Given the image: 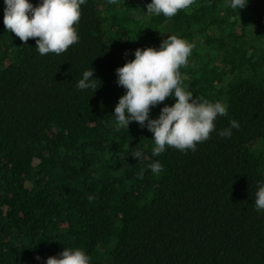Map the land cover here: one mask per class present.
Returning <instances> with one entry per match:
<instances>
[{
  "label": "trees",
  "instance_id": "trees-1",
  "mask_svg": "<svg viewBox=\"0 0 264 264\" xmlns=\"http://www.w3.org/2000/svg\"><path fill=\"white\" fill-rule=\"evenodd\" d=\"M150 2L86 0L78 42L41 56L38 38L24 43L5 28L0 0V264H41L38 256L65 247L91 264H264V210L255 206L264 180V0L240 11L228 0H194L171 18L147 12ZM171 35L194 45L179 69L182 87L228 114L196 151L166 146L153 156L146 128L116 127L126 91L116 69ZM91 68L95 89L79 90ZM174 103L152 108L151 118ZM230 120L240 127L221 138ZM157 160L159 175L149 167Z\"/></svg>",
  "mask_w": 264,
  "mask_h": 264
},
{
  "label": "clouds",
  "instance_id": "clouds-1",
  "mask_svg": "<svg viewBox=\"0 0 264 264\" xmlns=\"http://www.w3.org/2000/svg\"><path fill=\"white\" fill-rule=\"evenodd\" d=\"M117 0H110L115 4ZM249 0H228L232 9H244ZM86 0H40L34 6L29 0H4V26L22 42L36 39L35 49L41 55L67 51L78 42L75 25L81 17V5ZM194 0H151L147 12L171 18L180 10L189 8ZM194 45L176 35L167 36L159 48L136 49L135 59L116 69L117 84L125 94L115 106L117 128H127L133 122L153 134V156L164 153L167 147L181 152L196 151L197 144L210 139L215 131L218 116H227V106L220 101L194 97L182 87L179 69L186 66ZM95 71L85 70L77 82L79 90L95 89ZM174 98L171 106L165 104L157 119L151 118L152 108ZM230 127L221 129V138H231L232 129L240 127L236 120L229 121ZM138 160L142 153L132 154ZM153 174L159 175L163 165L157 160L150 164ZM256 211L264 210V180L257 181L255 193ZM41 264H91V257L79 248H68L57 256L36 258Z\"/></svg>",
  "mask_w": 264,
  "mask_h": 264
},
{
  "label": "rangeland",
  "instance_id": "rangeland-1",
  "mask_svg": "<svg viewBox=\"0 0 264 264\" xmlns=\"http://www.w3.org/2000/svg\"><path fill=\"white\" fill-rule=\"evenodd\" d=\"M200 43H203V41H200ZM202 45H203V44H202ZM197 46H199V44H198Z\"/></svg>",
  "mask_w": 264,
  "mask_h": 264
}]
</instances>
